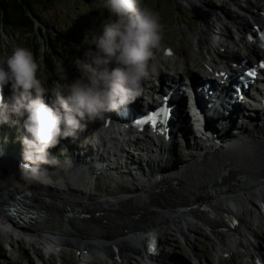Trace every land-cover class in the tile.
<instances>
[{"label":"bare ground","instance_id":"obj_1","mask_svg":"<svg viewBox=\"0 0 264 264\" xmlns=\"http://www.w3.org/2000/svg\"><path fill=\"white\" fill-rule=\"evenodd\" d=\"M237 1L251 4L252 10L248 12L253 26L249 27V21L241 15H236L237 18L229 15H224V18L217 15L210 17L207 24L200 26L204 42L199 37L192 38V44L197 47V69L191 68L188 61L174 57V53L171 57L165 54L159 57L160 76H150L145 81L159 84L158 80L175 83L183 79L186 88L189 79L198 80L202 76L201 80L226 81L234 74L232 62L241 65L242 59L253 63L264 58L259 45L247 36L250 29L264 25V0ZM194 2L192 0L189 4L195 7ZM196 8L200 10L198 6ZM231 26H236L237 34L231 33ZM213 47L217 51L215 57L209 52ZM165 48L166 45L161 50ZM177 61L182 69L175 65ZM202 70L206 74H202ZM53 92H57V88ZM47 94H51L52 99L61 95L60 92ZM9 95L4 94L6 102ZM195 97L200 98V94L196 93ZM201 101L207 106L204 113L206 120L202 121V125L192 103L185 106L186 128L181 129L183 133L178 139L185 142V136L190 135L189 139H194L196 145L180 163H176L177 154L175 149H171L175 147L173 140L131 142L132 139H129L130 146L135 148L133 152L127 151L116 137L125 131L100 125L98 119L88 121L87 130L82 132V138L86 136L89 142L95 144V150L90 154L83 147H76L63 163L52 168L47 167L46 159L36 161L22 156L14 160L20 164L21 171L23 166L30 170L44 168L41 172L48 176L57 173L58 178H50L53 182L51 186L45 184L40 187L31 179L27 180L28 174L21 172L15 162L9 161L5 148L0 151V165L9 161L10 167H16L12 171L0 167V234L10 249L20 250L21 243L27 244L36 257V264H54L51 254L62 251V248L73 249L84 257H87L85 251L95 250L93 254H102L115 263L121 260L124 264H139L138 258L134 257L140 255L147 258L146 264H156L150 250L159 241L157 233L177 231L195 248L189 233L195 232L199 223H203L216 237L217 247L225 248L231 255L234 254L233 246L235 252L241 247L239 253L246 263L264 264V248L259 246L260 240L264 242V112L256 113L258 115L248 121L233 122L219 118L223 103L216 96L210 95ZM257 105L264 108V102ZM13 115L17 121L27 118V113ZM224 116L230 115L225 111ZM208 131H212L211 139L205 140ZM214 138L219 142L209 146V141H214ZM60 141L69 144L66 138ZM150 145L154 149H149ZM118 151L121 153L113 162L115 166L113 169L106 166V170L118 174L116 170L123 171L131 160L137 168L139 165L141 168V175L133 177L138 184L130 181L126 183V188L118 184L116 192H103L101 195L90 192L89 180L95 177V171L98 172L97 165L103 162V166L111 154ZM155 171L163 174L156 177ZM71 175H77L78 181L72 180ZM71 183L75 185L72 187ZM23 190L28 192L27 202L34 211L33 215L26 219L10 218L7 205ZM83 223L85 225H81ZM219 230L231 233L229 237L232 238L220 240L222 235Z\"/></svg>","mask_w":264,"mask_h":264},{"label":"rangeland","instance_id":"obj_2","mask_svg":"<svg viewBox=\"0 0 264 264\" xmlns=\"http://www.w3.org/2000/svg\"><path fill=\"white\" fill-rule=\"evenodd\" d=\"M190 1L192 0H144V4L158 13L161 17V22L165 25L161 47L164 45L170 47L172 53H174V57H177L181 61H188L191 68L197 69L198 67L196 64L198 61L195 53L197 47L195 43L192 44V38L199 37L200 40L204 42V34L200 33L201 24H207L206 22H209V18H213L214 15L220 16L221 18H224V15L233 16L235 18H237L236 15H241L244 20L249 21L250 27L253 26V24L251 23V14L248 10H252V7L251 4H246L244 1L239 2L241 4L239 6L235 0H194L196 2H194L195 7H193L189 4ZM258 2L260 3V1ZM197 6L200 10L196 8ZM38 10L46 18L52 29L44 28V26L36 22L35 25L37 26V29L35 35L37 37H35V35H28L24 33V31L19 30L10 31V37L1 33L0 57L5 56L6 54L11 55L16 47H26L31 49L37 62L41 66L37 76L43 80L45 87L49 89V93H53L54 88L63 90L72 79L81 76V72L77 68L75 60L77 58H83L84 51L89 48H91L92 51L96 50L95 45L84 43L85 35L87 34L91 37L92 34L102 33L103 25L109 19V13L106 9L102 8V0L47 1L46 4L43 2ZM251 32L254 33L253 30H251ZM231 33L234 35L237 34L236 26H231ZM161 47L155 53L158 60L161 55H165L164 50H161ZM41 48L44 50L41 51ZM213 49L214 47L210 49L209 52L215 57L217 51L216 49L215 51ZM164 60L169 63L167 58L164 57ZM175 65L179 66L181 69L183 68L179 61H177V64ZM110 66L114 67L115 65L113 64ZM204 66L203 69L205 68ZM201 72L202 74H206L203 70ZM4 94H10L8 89H5ZM25 119L26 117H23L21 121H17L16 117L12 114L11 120L14 121L15 124L10 123L1 126V134L6 136L4 133L5 130L7 131V135H9V131L11 132L9 137H13L14 135L12 133L15 132V134H17L16 132L18 131H21L26 135L27 133L23 127ZM98 122H101V119H98ZM85 130H87V128ZM82 132L77 133V138L75 140L70 137L66 138L69 144L66 145L65 141H60L59 145L51 149V153L56 151L61 158L53 160L52 156L48 157L46 159L48 161L47 167L52 168L55 165L63 163L65 161L64 159H66L76 147L79 149L83 147V150H87L88 154H90L92 150H95V144L89 142V139L86 138L85 135V137L82 138ZM211 134L212 131H208L207 136H204V139L207 140V138H210ZM8 141L9 140L2 143L0 151H4L3 149L5 148L9 155L7 156L9 161L16 163L17 161L14 160H18V158L24 156V150L20 152L18 149L13 153L12 149H8V145L10 144ZM173 141L175 142L173 144L175 147L171 149H175L174 153L176 152L177 154L175 155V161L177 159L176 163L183 162L187 158V153L193 150L196 145L195 143L193 145L189 139H187L188 143L186 140L184 142L183 139H178V136ZM213 143L214 141H209L208 145L210 146ZM204 146H202V148ZM131 150L132 148H130V151ZM11 157L13 159H11ZM9 161L1 163L0 167L6 171L16 170L15 166V168L10 167ZM23 162L26 163L25 160H23ZM94 162L92 163L94 164ZM164 162L162 161V163ZM101 163L97 166L102 167ZM16 164L17 166L20 165L19 163ZM112 164L114 163L112 162ZM18 169L20 170L21 166H19ZM43 169L44 168H39L40 172ZM25 170H27V172H25ZM116 171H118V174L121 172L119 169ZM21 172L26 175L28 174L27 180L31 179V182L35 184L37 183L40 187H44L45 184H50L51 186L53 182L50 178L59 177H56V175H58L57 173H52L53 175L51 176L38 175L37 173H34L33 169L30 170L28 167L23 166ZM154 174V176L157 177L163 173L155 171ZM94 176L95 177H92V179L89 180L91 182L90 186H88L90 192L95 193L96 195H101L103 192H116V186L118 184L122 187L125 186L124 188H126L127 185H123V180L117 178L118 176L115 172L109 169L106 170V168L99 169L98 172L95 171ZM71 178L74 181H78L77 175H71ZM133 181L135 185L138 184L135 179L131 180V183H133ZM128 182L129 181H125V183ZM71 185L73 187L75 184L71 183ZM101 188L104 190H100ZM199 224L198 229H196L195 232L189 233L195 248L177 231L173 232L172 230H167L157 233L159 241L155 242L154 247H151V252L149 251L154 255L152 256L154 262L156 264H248L241 259V253H239V250L242 249L241 247L235 252V247L233 246L232 250L234 254H228L225 248L222 249L219 246L217 247L215 243L218 241L216 237L210 233L209 227L203 225V223ZM81 225L85 224L83 223ZM219 231L222 235L221 238L218 236L220 240L226 241V238H232L229 237V234L231 233L226 234L225 231ZM247 235L250 239L252 238L249 234ZM259 242V246L264 248V242L261 240ZM21 245L22 248H19L20 250L12 251L1 235L0 264L38 263L30 247H28L27 244L21 243ZM71 250L73 249L62 248V251H51L52 262L54 264H124L121 260L120 263H115L102 254H93V251L95 250L85 251L84 253L87 257H84V254L78 255L74 250ZM137 250L139 251L140 249ZM221 250H223V253L220 252ZM262 255L264 257V251ZM137 256L139 257H134L133 255L134 258H138L137 262H139V264H146V257H140V255ZM83 257L85 258V262L82 261Z\"/></svg>","mask_w":264,"mask_h":264},{"label":"clouds","instance_id":"obj_3","mask_svg":"<svg viewBox=\"0 0 264 264\" xmlns=\"http://www.w3.org/2000/svg\"><path fill=\"white\" fill-rule=\"evenodd\" d=\"M102 8L109 13L102 33L86 34L84 39L96 50L89 48L75 60L81 76L64 87L60 107L45 102L49 89L37 76L41 66L31 49L16 47L11 55L0 57V126L14 123L12 114L27 113V134L21 138L24 159L51 157L50 150L62 138L75 140L88 121L127 107L141 95L143 82L159 74L155 53L165 30L159 14L144 0H102ZM5 89L10 93L7 102Z\"/></svg>","mask_w":264,"mask_h":264},{"label":"trees","instance_id":"obj_4","mask_svg":"<svg viewBox=\"0 0 264 264\" xmlns=\"http://www.w3.org/2000/svg\"><path fill=\"white\" fill-rule=\"evenodd\" d=\"M47 1L58 2V0H0V38L1 33L10 37L9 32L12 30L24 31L28 35L36 34V22L40 23L44 28L52 29L46 18L40 13L38 8L42 3ZM35 37H37L35 35ZM1 127V126H0ZM12 133L14 136L9 137L10 148L14 153L16 150H23L21 138L25 136L21 131ZM17 136V137H16ZM4 137L0 128V144ZM61 158L58 152H52V159Z\"/></svg>","mask_w":264,"mask_h":264},{"label":"water","instance_id":"obj_5","mask_svg":"<svg viewBox=\"0 0 264 264\" xmlns=\"http://www.w3.org/2000/svg\"><path fill=\"white\" fill-rule=\"evenodd\" d=\"M166 92V89H164L163 91H161V95H164ZM170 97L169 98H165L162 97L161 101L159 102V108H162V100H166L168 103V106L166 107L167 110H169L170 112H174V97L175 94L177 93V89L176 88H172L170 91ZM65 95V93H64ZM184 98V96H183ZM185 101V98H184ZM185 105H183V116H186V111H185ZM195 112H198V117L199 119H203L204 118V113L200 110H196ZM138 138L133 140V142H137V141H144L146 142L147 140L150 141L151 139L144 138L141 137L140 134L137 135ZM120 139V138H119ZM157 139H162L164 140V138L162 136H158ZM121 143L123 144V146H125L124 148H127V151H130V148H132L131 152H133L134 150V145L130 146V144L128 145V143L126 141H124L123 139H120ZM154 140H151L150 142H152ZM127 144V145H126ZM130 146V148H129ZM149 149H154L152 145H150ZM121 152H113V154H111V156L109 157V161H107L106 163H104V165L102 167H99V169L105 168L106 166H108L110 169H113V166H115L116 163L112 164V162H116V157L118 156V154H120ZM125 159V158H124ZM141 168L139 165V168L136 167L135 164L131 163L129 167L124 168L123 171L120 172V174H117V178L122 179L123 180V184L126 185L125 181H131L133 180V177H138L141 175ZM125 174H129V177H126ZM160 177V176H158ZM27 190H23L21 191L19 194H16L15 197L9 201L8 205H7V209H8V215L10 216V218H12L11 216H15L16 218L19 217L20 219H26L29 218L31 215H33L32 211V207L30 205H28V199H27ZM9 219V218H7Z\"/></svg>","mask_w":264,"mask_h":264},{"label":"snow or ice","instance_id":"obj_6","mask_svg":"<svg viewBox=\"0 0 264 264\" xmlns=\"http://www.w3.org/2000/svg\"><path fill=\"white\" fill-rule=\"evenodd\" d=\"M261 39L264 40V36H261ZM169 54H170V53H169ZM260 67H264V63H262V64L260 65ZM248 74H249V75H254L255 72H254V70H253L252 72H250V73H248ZM160 114H162V110H161L160 112L150 114V115H149L144 121H140V120H138V121H137V124L147 122L148 120H152V121L154 122L155 117H156L157 115H160Z\"/></svg>","mask_w":264,"mask_h":264}]
</instances>
